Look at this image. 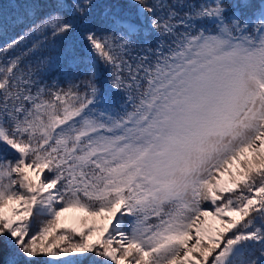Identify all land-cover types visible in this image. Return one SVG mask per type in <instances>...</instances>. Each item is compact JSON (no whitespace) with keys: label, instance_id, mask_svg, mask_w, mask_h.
Segmentation results:
<instances>
[{"label":"snow or ice","instance_id":"1","mask_svg":"<svg viewBox=\"0 0 264 264\" xmlns=\"http://www.w3.org/2000/svg\"><path fill=\"white\" fill-rule=\"evenodd\" d=\"M0 34V264H264V0H10Z\"/></svg>","mask_w":264,"mask_h":264},{"label":"trees","instance_id":"2","mask_svg":"<svg viewBox=\"0 0 264 264\" xmlns=\"http://www.w3.org/2000/svg\"><path fill=\"white\" fill-rule=\"evenodd\" d=\"M100 2L103 4L104 0H100ZM175 0H149V3H153V4H156V3H167V4H172L174 3ZM202 0H184V3L186 4H199L201 3ZM10 3V0H0V5H8ZM184 10H187V9H184ZM167 12V9L164 8V9H161L158 7L157 9V13L158 14H161V13H166ZM19 29H15V32H18ZM15 32L12 30V29H9L8 33H7V38H10L12 35L15 34ZM5 35L4 34H0V45H2L4 39H5ZM63 47L64 46H61V50H63ZM56 53L55 52H50V51H43V52H38L36 53L34 56H29L27 58V60L29 61H32L33 63L35 62V60L40 56V55H44V56H52V55H55ZM72 72L74 71L73 68H71L66 61L62 62L60 64V70L58 72H54L52 75L53 76H61L63 72Z\"/></svg>","mask_w":264,"mask_h":264},{"label":"rangeland","instance_id":"3","mask_svg":"<svg viewBox=\"0 0 264 264\" xmlns=\"http://www.w3.org/2000/svg\"><path fill=\"white\" fill-rule=\"evenodd\" d=\"M76 214H79V213H68V214H66V215H68V216H72V215H76ZM80 214H82V213H80Z\"/></svg>","mask_w":264,"mask_h":264},{"label":"bare ground","instance_id":"4","mask_svg":"<svg viewBox=\"0 0 264 264\" xmlns=\"http://www.w3.org/2000/svg\"><path fill=\"white\" fill-rule=\"evenodd\" d=\"M80 214V213H79Z\"/></svg>","mask_w":264,"mask_h":264}]
</instances>
